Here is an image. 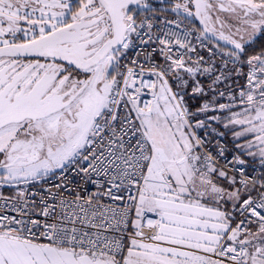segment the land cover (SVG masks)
Listing matches in <instances>:
<instances>
[{
	"label": "snow or ice",
	"instance_id": "obj_1",
	"mask_svg": "<svg viewBox=\"0 0 264 264\" xmlns=\"http://www.w3.org/2000/svg\"><path fill=\"white\" fill-rule=\"evenodd\" d=\"M163 3L0 0V264H264V0Z\"/></svg>",
	"mask_w": 264,
	"mask_h": 264
},
{
	"label": "built area",
	"instance_id": "obj_2",
	"mask_svg": "<svg viewBox=\"0 0 264 264\" xmlns=\"http://www.w3.org/2000/svg\"><path fill=\"white\" fill-rule=\"evenodd\" d=\"M169 18L175 19L174 14H169ZM202 54H205V56H206V53H202ZM144 98L148 99L150 97L146 96ZM221 102H224V101H221ZM197 107H199V106H197ZM192 110L195 111V108ZM216 113L217 112L210 110V112H208L207 114H201V115L197 116L196 117L197 120H204L205 121V126L203 128L197 129L196 131L200 137L205 138L208 141L209 149L211 151H213V154H215V152L217 151V148L215 147V145H217V144H219L220 146H223L226 149V151L224 153V157H218L220 165H226L228 163V161H231L232 157L234 155H236V153L234 151L235 145L228 141L224 131L217 125L216 121L211 119V117H213V115ZM217 114H220V113H217ZM220 133H223V135L221 136ZM228 168H229V172L231 174L232 166L228 165ZM249 171H251V169H249ZM68 179L69 180H75L78 178H75L70 174Z\"/></svg>",
	"mask_w": 264,
	"mask_h": 264
},
{
	"label": "trees",
	"instance_id": "obj_3",
	"mask_svg": "<svg viewBox=\"0 0 264 264\" xmlns=\"http://www.w3.org/2000/svg\"><path fill=\"white\" fill-rule=\"evenodd\" d=\"M257 50H258V47H257ZM190 103L194 106L192 109H194V108H196L197 106H199V104L197 103L196 100H193V101H191ZM200 103H201V101H200ZM217 125H218V126L224 131V133H225L226 138L228 139V141L231 142V143H233L232 138H231V132L228 131L227 129H225V128H224L222 125H220L219 123H217ZM233 144H234V143H233Z\"/></svg>",
	"mask_w": 264,
	"mask_h": 264
},
{
	"label": "flooded vegetation",
	"instance_id": "obj_4",
	"mask_svg": "<svg viewBox=\"0 0 264 264\" xmlns=\"http://www.w3.org/2000/svg\"><path fill=\"white\" fill-rule=\"evenodd\" d=\"M153 3L157 4L160 7H163L164 6L163 0H153Z\"/></svg>",
	"mask_w": 264,
	"mask_h": 264
},
{
	"label": "crops",
	"instance_id": "obj_5",
	"mask_svg": "<svg viewBox=\"0 0 264 264\" xmlns=\"http://www.w3.org/2000/svg\"><path fill=\"white\" fill-rule=\"evenodd\" d=\"M216 115H221V114H214L213 116H216ZM216 123H219L220 125H222L223 126V123H221V122H218V121H216ZM224 127V126H223ZM231 132V131H230ZM231 138H232V141H233V136H232V132H231ZM209 206H212V205H209Z\"/></svg>",
	"mask_w": 264,
	"mask_h": 264
},
{
	"label": "rangeland",
	"instance_id": "obj_6",
	"mask_svg": "<svg viewBox=\"0 0 264 264\" xmlns=\"http://www.w3.org/2000/svg\"><path fill=\"white\" fill-rule=\"evenodd\" d=\"M201 103H203V101H201ZM208 112H210V110H209ZM208 112H207V113H208ZM207 113H206V114H207Z\"/></svg>",
	"mask_w": 264,
	"mask_h": 264
}]
</instances>
